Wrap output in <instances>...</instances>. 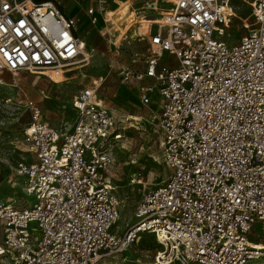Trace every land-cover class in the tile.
Wrapping results in <instances>:
<instances>
[{"label":"built area","instance_id":"obj_1","mask_svg":"<svg viewBox=\"0 0 264 264\" xmlns=\"http://www.w3.org/2000/svg\"><path fill=\"white\" fill-rule=\"evenodd\" d=\"M238 1L118 5L133 26L151 21L145 48L132 53L120 78L156 107L171 170L143 193L123 234L113 229L124 201L109 149L121 134L98 84L71 100L68 132L51 127L26 96L30 120L18 148L29 159L19 163L27 199L0 201V257L9 264H100L146 232L163 245L155 264H250L262 256L249 238L257 225L264 231V0H244L245 32L229 41ZM109 5L98 0L97 8L111 23ZM97 8L86 11L90 24H98ZM79 23L54 0H0V72L67 79L92 56Z\"/></svg>","mask_w":264,"mask_h":264},{"label":"rangeland","instance_id":"obj_2","mask_svg":"<svg viewBox=\"0 0 264 264\" xmlns=\"http://www.w3.org/2000/svg\"><path fill=\"white\" fill-rule=\"evenodd\" d=\"M54 1L63 11L82 19L81 22L86 18L87 8L98 4V0ZM118 4L122 5V2L110 0L111 8ZM233 4L237 8L227 31L229 41L245 32L243 20L250 10L247 1L241 0ZM129 13L123 7L117 8L115 13L113 9L108 10L106 16L111 21V27L102 19L97 25L83 22L80 31L84 39L83 45L91 47L92 56L86 66L73 69L63 82L55 83L26 71L17 75L7 70L0 72L1 202L22 205L27 199L25 177L19 173V163L29 159L18 148L23 129L30 120V113L25 105L26 96L36 103L43 119L51 127L68 132L75 123L71 100L83 86L94 82L98 84L105 103L116 110L117 132L121 134L117 139L111 140L109 145L115 160L112 181L124 201L114 232L123 234L135 223V208L143 193L171 174L164 161L163 133L158 127L156 107L143 104L135 88L121 82V69L129 65L134 51L144 49L147 44V39H143V32H147L149 22L144 18L141 24L133 26L130 17L124 16ZM156 31L157 27H153V32ZM163 34H166V30ZM249 239L252 247L262 252V256L250 264H264V231L257 225ZM162 249L163 245L153 234L141 233L129 247L105 258L100 264H155L154 256ZM0 264L9 263L0 257Z\"/></svg>","mask_w":264,"mask_h":264},{"label":"crops","instance_id":"obj_3","mask_svg":"<svg viewBox=\"0 0 264 264\" xmlns=\"http://www.w3.org/2000/svg\"><path fill=\"white\" fill-rule=\"evenodd\" d=\"M117 3L120 1V2H122V5L121 6H123V2L125 1V0H115ZM98 5V4H97ZM118 5H120V4H118ZM118 5L116 6V7H114V8H111V5H109V10L110 9H113V10H115V9H117L118 8ZM91 7H98V6H91ZM90 8V7H89ZM89 8H87V10L89 9ZM97 12H96V15H97V17H98V23H99V21H100V19H102V21L105 23V24H107L108 26H112L111 25V23H109V22H106V20H105V14H104V12L102 11V10H99L98 8H97V10H96ZM65 13H67V14H69V15H74V14H71V13H69V12H66V11H64ZM74 16H76V15H74ZM107 17V16H106ZM80 20V22H81V20L82 19H79ZM84 21H87V24H90V22H89V19H88V16H87V14H86V18H85V20ZM84 21H82L81 23H79V25H80V31H81V27L83 26V22ZM90 46V45H89Z\"/></svg>","mask_w":264,"mask_h":264},{"label":"bare ground","instance_id":"obj_4","mask_svg":"<svg viewBox=\"0 0 264 264\" xmlns=\"http://www.w3.org/2000/svg\"><path fill=\"white\" fill-rule=\"evenodd\" d=\"M146 21H148L149 22V25H150V22L151 21L148 18H146ZM148 31H149V26L147 27V32ZM63 79H64V77L61 75V73H59L57 76L54 77L55 82H61ZM249 246H251V248H253L252 245H251V243H250V240H249ZM253 249L260 250V249H257V248H253ZM171 263H170V261H165L164 262V264H171Z\"/></svg>","mask_w":264,"mask_h":264}]
</instances>
